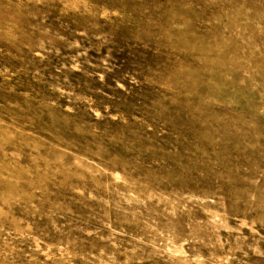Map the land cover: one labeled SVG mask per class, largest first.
<instances>
[{
	"label": "rangeland",
	"instance_id": "1",
	"mask_svg": "<svg viewBox=\"0 0 264 264\" xmlns=\"http://www.w3.org/2000/svg\"><path fill=\"white\" fill-rule=\"evenodd\" d=\"M0 264H264V0H0Z\"/></svg>",
	"mask_w": 264,
	"mask_h": 264
}]
</instances>
